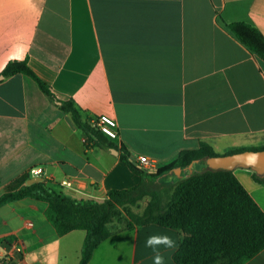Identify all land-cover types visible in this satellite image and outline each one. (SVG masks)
<instances>
[{
    "label": "crops",
    "instance_id": "1",
    "mask_svg": "<svg viewBox=\"0 0 264 264\" xmlns=\"http://www.w3.org/2000/svg\"><path fill=\"white\" fill-rule=\"evenodd\" d=\"M237 22L264 36V0H0V73L27 60L86 119L114 118L118 138L109 140L137 164L147 157L167 165L201 142L217 154L264 147V62L227 31ZM85 140L31 78L0 82V196L34 167L78 200L102 202L140 184L119 153L86 149ZM233 174L264 212V186L253 171ZM64 180L72 188L61 187ZM46 208L29 198L2 206L0 239L19 241L22 264H79L86 232L58 236ZM111 231L89 264H115L116 255L119 264H153L145 240L158 233L176 240L165 252V264H175L179 232L157 225ZM9 253L10 243H0V261ZM246 264H264V250Z\"/></svg>",
    "mask_w": 264,
    "mask_h": 264
},
{
    "label": "trees",
    "instance_id": "2",
    "mask_svg": "<svg viewBox=\"0 0 264 264\" xmlns=\"http://www.w3.org/2000/svg\"><path fill=\"white\" fill-rule=\"evenodd\" d=\"M226 29L264 62V36L256 27L237 22L227 25ZM16 75L31 78L61 111L71 115L74 125L86 136V149L100 147L117 151L120 161L140 177L138 186L112 190L102 202L68 197L55 191L45 180L26 185L30 180L28 174L0 196V208L27 198L46 203L45 217L60 237L76 230L85 231L79 264L90 263L95 250L112 235L111 225L119 216H123L121 221L124 222L119 231L157 225L179 232L181 241L173 255L175 264H246L264 250V212L232 171H214L206 166L207 160L213 157L263 151L264 147L238 148L217 154L212 146L201 142L197 149L183 150L171 163L146 172L132 160L123 145L118 146L104 136L72 101L58 100L27 60L10 61L0 73L3 77L0 82ZM198 165H204V171H196ZM177 170L189 173L179 176L170 186V194L165 195L161 179L176 175ZM253 178L264 186V178L254 172ZM145 198L148 201L141 214L129 210ZM13 239L4 237L0 243L9 244Z\"/></svg>",
    "mask_w": 264,
    "mask_h": 264
},
{
    "label": "built area",
    "instance_id": "3",
    "mask_svg": "<svg viewBox=\"0 0 264 264\" xmlns=\"http://www.w3.org/2000/svg\"><path fill=\"white\" fill-rule=\"evenodd\" d=\"M99 131L110 140H116L118 138L117 134V123L114 118L103 115L100 116L96 121L92 122ZM139 166L142 170L146 172H153L157 169V164L155 161L150 160L147 157L139 158ZM44 169L42 167H34L28 171V176L30 179L36 177L44 176ZM61 187L70 189L73 184L70 180H64L61 182ZM27 224L31 226V222L28 221ZM24 255V248L21 246L19 241L13 240L10 243V253L5 257L0 264H22V256Z\"/></svg>",
    "mask_w": 264,
    "mask_h": 264
},
{
    "label": "water",
    "instance_id": "4",
    "mask_svg": "<svg viewBox=\"0 0 264 264\" xmlns=\"http://www.w3.org/2000/svg\"><path fill=\"white\" fill-rule=\"evenodd\" d=\"M3 77H0L2 80ZM115 156L118 155L117 151H112ZM206 166L214 171L226 170L234 171L236 169L252 170L259 178H264V150L263 151H244L231 155L213 157L207 160ZM192 167H189L191 170ZM181 171H176V176H181ZM43 177H36L30 179L27 185H32L37 182H42Z\"/></svg>",
    "mask_w": 264,
    "mask_h": 264
},
{
    "label": "clouds",
    "instance_id": "5",
    "mask_svg": "<svg viewBox=\"0 0 264 264\" xmlns=\"http://www.w3.org/2000/svg\"><path fill=\"white\" fill-rule=\"evenodd\" d=\"M176 246V240L167 234H152L145 240V247L152 250L153 264H165V252L174 250Z\"/></svg>",
    "mask_w": 264,
    "mask_h": 264
},
{
    "label": "rangeland",
    "instance_id": "6",
    "mask_svg": "<svg viewBox=\"0 0 264 264\" xmlns=\"http://www.w3.org/2000/svg\"><path fill=\"white\" fill-rule=\"evenodd\" d=\"M204 169H205L204 165H198L197 168H196V171L202 172V171H204ZM169 177H170V175L161 179V183L163 184V189L166 190V194L165 195L170 194V191H171L170 186L173 185V183H174V182L173 183L170 182ZM147 201H148V198H145L144 200L139 202L137 206L130 207L129 210L132 213L141 214L143 212V210L145 209ZM122 217L123 216H119L118 218H116L114 220V222L112 223L111 228H113L115 230L122 229L124 227V222L121 221ZM120 257H121V255H116V259L117 260H115V262H114L115 264H119V262H122V260H120ZM109 264H110V262H109Z\"/></svg>",
    "mask_w": 264,
    "mask_h": 264
}]
</instances>
